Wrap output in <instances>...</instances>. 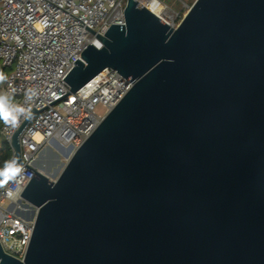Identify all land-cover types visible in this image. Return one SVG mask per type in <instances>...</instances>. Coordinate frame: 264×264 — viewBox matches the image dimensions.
Returning <instances> with one entry per match:
<instances>
[{
  "label": "water",
  "instance_id": "obj_1",
  "mask_svg": "<svg viewBox=\"0 0 264 264\" xmlns=\"http://www.w3.org/2000/svg\"><path fill=\"white\" fill-rule=\"evenodd\" d=\"M64 79L114 68L133 86L56 178L35 175L24 260L0 264H264V0H196L177 28L128 0ZM4 183H0L2 187Z\"/></svg>",
  "mask_w": 264,
  "mask_h": 264
},
{
  "label": "built area",
  "instance_id": "obj_2",
  "mask_svg": "<svg viewBox=\"0 0 264 264\" xmlns=\"http://www.w3.org/2000/svg\"><path fill=\"white\" fill-rule=\"evenodd\" d=\"M137 1L174 28L190 9L182 0L179 10L164 0ZM127 3L0 0V61L8 70L0 92H8L15 104L30 111L69 93L71 87L64 79L78 58L84 61L81 54L88 45L103 46L98 35H105L113 24H126ZM132 86L114 68H106L78 91L34 114L19 135L23 163L48 175L41 164L46 150L71 147L74 153ZM24 120L15 128L0 127V138L9 143L12 157V137ZM20 167V174L0 187V243L7 254L24 260L37 208L22 196L35 171L24 164Z\"/></svg>",
  "mask_w": 264,
  "mask_h": 264
},
{
  "label": "clouds",
  "instance_id": "obj_3",
  "mask_svg": "<svg viewBox=\"0 0 264 264\" xmlns=\"http://www.w3.org/2000/svg\"><path fill=\"white\" fill-rule=\"evenodd\" d=\"M7 77L0 73V82H3ZM25 120L31 118V111L23 106L13 102V97L8 92H0V123L7 127L15 128L20 119ZM22 171L16 159L7 160L0 167V183L8 182L14 179Z\"/></svg>",
  "mask_w": 264,
  "mask_h": 264
},
{
  "label": "rangeland",
  "instance_id": "obj_4",
  "mask_svg": "<svg viewBox=\"0 0 264 264\" xmlns=\"http://www.w3.org/2000/svg\"><path fill=\"white\" fill-rule=\"evenodd\" d=\"M164 1L169 3V5L173 9L175 10L180 9L181 3L179 0H164ZM182 1L191 7L196 0H182ZM2 66L3 65L0 61V68ZM4 71H6V73L8 72L7 69ZM1 141L2 139L0 138V142ZM63 149L64 147H55V148L47 149L41 161V164H44L46 168V172L50 174L53 178H56L57 176H59V174L64 169L66 163L69 161L70 157L73 155V151H71L70 157L68 158L65 157Z\"/></svg>",
  "mask_w": 264,
  "mask_h": 264
},
{
  "label": "trees",
  "instance_id": "obj_5",
  "mask_svg": "<svg viewBox=\"0 0 264 264\" xmlns=\"http://www.w3.org/2000/svg\"><path fill=\"white\" fill-rule=\"evenodd\" d=\"M3 67V66H2ZM0 68V73H3L6 76V72ZM4 82V81H3ZM3 82H0V86ZM3 123H0V127ZM12 159V150L8 142L2 141L0 148V167L3 166L4 162Z\"/></svg>",
  "mask_w": 264,
  "mask_h": 264
},
{
  "label": "bare ground",
  "instance_id": "obj_6",
  "mask_svg": "<svg viewBox=\"0 0 264 264\" xmlns=\"http://www.w3.org/2000/svg\"><path fill=\"white\" fill-rule=\"evenodd\" d=\"M72 148L71 147H66L63 149L65 157H70L71 155ZM48 174V173H47ZM49 177L53 178L50 174H48Z\"/></svg>",
  "mask_w": 264,
  "mask_h": 264
},
{
  "label": "crops",
  "instance_id": "obj_7",
  "mask_svg": "<svg viewBox=\"0 0 264 264\" xmlns=\"http://www.w3.org/2000/svg\"><path fill=\"white\" fill-rule=\"evenodd\" d=\"M3 70H6V68L2 67ZM6 72V71H5ZM7 74V73H6Z\"/></svg>",
  "mask_w": 264,
  "mask_h": 264
}]
</instances>
